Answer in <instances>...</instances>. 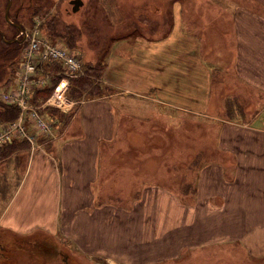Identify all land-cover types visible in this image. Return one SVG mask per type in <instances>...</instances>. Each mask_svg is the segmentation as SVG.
<instances>
[{"label":"crops","instance_id":"1","mask_svg":"<svg viewBox=\"0 0 264 264\" xmlns=\"http://www.w3.org/2000/svg\"><path fill=\"white\" fill-rule=\"evenodd\" d=\"M242 17L254 15L240 9L233 14L236 54L228 65L234 66L235 74L236 67L245 64L238 52L246 40L238 28ZM185 30L176 25L164 40L115 43L103 76L110 94L61 111L69 117L67 123L54 124L35 148H20L0 160V244L8 237L41 232L67 241L89 258L127 264H138L136 259L143 264L145 258L176 259L182 252H202L222 242L244 243L253 258L264 257L263 138H251L246 144L256 149L246 153L235 148L240 145L237 137L223 134V148L217 137L209 155L193 157L199 163L194 174L183 169L187 174L182 190L173 181L174 169L167 173L168 182L159 172L146 173L145 158L160 161V155L151 160L123 152L141 145L138 135L124 137L133 126L128 124H139L143 130L144 122L163 119L170 125L192 117L216 122L211 112L223 110L225 63L212 56L209 65L200 52L201 45L208 44L197 43ZM246 64L257 63L251 58ZM213 71L221 77L215 95ZM233 128L243 129L239 124ZM59 129L61 133L53 134ZM117 145L121 153H114ZM117 172L119 181L110 180ZM100 184L129 188L139 197L128 208H115L98 202ZM226 187L231 191L223 192ZM116 221L124 226L120 232L110 226Z\"/></svg>","mask_w":264,"mask_h":264},{"label":"rangeland","instance_id":"2","mask_svg":"<svg viewBox=\"0 0 264 264\" xmlns=\"http://www.w3.org/2000/svg\"><path fill=\"white\" fill-rule=\"evenodd\" d=\"M13 1L14 3L9 7L10 11L8 10L9 17L18 5L17 0ZM23 1L24 6L19 13L18 23L23 25L27 32L35 28L40 29L43 20L45 23L51 19L56 20L58 24L77 29L79 36L76 46L80 51L81 59L86 62L95 63L101 57L100 49L108 47L109 38L116 32L122 36H129L115 43L121 40H164L174 26L178 25L180 28L181 26L187 28L185 31H188L187 33L197 43L208 44V46L202 44L200 52L203 58L206 57L209 65L211 62L209 58L212 56L225 63L224 79H222L224 108L218 112L214 110L210 114L216 122H211L209 119L194 120L192 117V119L185 118L182 122L170 125L163 119L160 122H144L143 130L139 124H136L137 129L134 123L128 124L133 126L124 131V137L138 135L141 145L133 151H127L126 147H123L124 153H141L145 157H152L151 160L155 159L154 156L160 155V161H150L145 158L148 160L144 162L146 173L159 172L162 180L168 182L167 173L174 169L177 176L173 181L181 187L185 180L184 174H187L183 169L189 168L194 174L199 163L197 160L192 161L193 157L200 159L201 155H209L216 144L217 137L223 144L220 145L221 148L224 147L223 134L225 138L237 137L240 145H235V148L246 153L256 149L254 146L248 147L246 143L249 140L264 139V66L259 64L264 62V0H82L83 5L76 13L71 12L69 0H32L31 4L27 0ZM28 4H34V7L35 5L43 6V10L38 15H34L32 12L34 7L29 9ZM5 7L6 0H0V24L6 32L8 25L3 22ZM239 9L249 10L254 17H242L239 20L238 28L241 37L244 36L246 40H242L244 48L238 52L239 57L245 59V64L236 67L237 74H235L234 66L228 63L236 54L235 31L231 27L234 25L233 14ZM6 34L4 36L8 39L9 36ZM250 43H253L251 47L254 46V48L249 50ZM114 44L111 45L106 56V67L107 58ZM21 51L22 46L17 52V58ZM251 58L256 60V65L246 64ZM17 63L5 68V76L11 75L13 70L17 71ZM212 77L211 95L216 90L213 94L215 95L220 85V73L213 71ZM102 85H104L103 80ZM2 86L3 81L0 82V91L4 88ZM87 100L75 102L80 104ZM216 101L219 102L213 97V106L218 107ZM235 124H239L243 129L236 130L233 128ZM252 125H256L258 129H253ZM249 126L251 128H247ZM220 131H222L221 137ZM54 133L59 134L61 130H53ZM118 142L122 141L118 140ZM260 143L262 141L258 140V144ZM118 146L114 148L118 149L116 152L113 150L110 152H120L121 148ZM259 152L262 151L259 150ZM173 158L175 162L171 161ZM180 159L183 160L180 161ZM119 174L120 172H117L110 180L119 181ZM227 174L230 176L233 173ZM226 179L232 183L234 178L226 177ZM235 189L238 187L235 186ZM228 191H231L229 187L223 188V192ZM97 197L100 203L115 208H128L139 195L130 193L129 188L109 187V184L107 188H104L100 184ZM110 226L117 232L124 228L117 221ZM2 244L6 247L2 257H6L11 264H127L103 257L89 258L67 241L41 232L26 238L25 241H15L14 237H8ZM245 246L244 243L222 242L211 245L202 252L194 251L195 249L182 252V255L176 259L145 258L143 264H264V257L253 258ZM0 260L3 259L0 258ZM139 261L141 260L136 259L138 264H140Z\"/></svg>","mask_w":264,"mask_h":264},{"label":"built area","instance_id":"3","mask_svg":"<svg viewBox=\"0 0 264 264\" xmlns=\"http://www.w3.org/2000/svg\"><path fill=\"white\" fill-rule=\"evenodd\" d=\"M18 69L10 86L0 91V103L19 109L18 117L11 122L0 123V147L14 141H26L36 147L39 137L50 134L53 124L42 114L46 107L68 110L74 103L67 98L70 80L84 74L79 55L60 42H51L38 28L26 32ZM56 64L61 71L50 73L47 66ZM54 85L48 98L35 104L34 95Z\"/></svg>","mask_w":264,"mask_h":264},{"label":"trees","instance_id":"4","mask_svg":"<svg viewBox=\"0 0 264 264\" xmlns=\"http://www.w3.org/2000/svg\"><path fill=\"white\" fill-rule=\"evenodd\" d=\"M34 4L30 5L31 7L29 9H32L34 7ZM41 10H43V6L36 7L35 5L32 12H34V15H38ZM3 22H5L4 18ZM39 30L42 35H44L51 42H60L70 51H75L80 54V51L76 46V41L79 36V32L77 31V29L71 28L68 25L58 24L56 20L51 19V21H46L45 23L43 20L40 24ZM0 31L3 33V35L6 34V32L3 31L1 24ZM127 36L129 35L122 36L119 32L112 34V36L109 38L108 47H102L100 49L99 52L101 54V57L98 58L95 63L86 62L82 60V69L84 74L78 78L70 80V85L67 93V98L69 100L78 102L82 99H97L110 94L111 89L107 86L102 85L103 74L106 67L105 59L109 52V49L111 48V45L114 44L117 40L121 38L124 39ZM20 46L21 45L17 43L6 44L2 41V38L0 36V82L3 81L4 87H8L10 85V82L12 81L15 73V70H13L12 74L8 75L7 77L5 76V68L12 67L17 63V60H19L20 56L19 55L17 58V52L19 51ZM46 69L50 73L61 71V67L56 64L48 65ZM57 78L58 77L52 79L51 87H49V89L39 91L34 95L33 101L35 104H40V102L48 98L54 85L57 82ZM41 112L43 115H45L48 120L54 122V124H56L57 122L64 124L67 123L69 119L68 116L61 114L60 111L54 108L46 107ZM18 115L19 109L17 107L6 106L0 103V123L11 122L15 120ZM27 146L29 147L26 141H14L11 144L0 147V160L8 157L10 154L20 148H27ZM31 236L24 238H16L15 241H25L26 238H30ZM5 250L6 247L3 244H0V258L3 259L0 260V264H11L8 262L6 257H2L4 256Z\"/></svg>","mask_w":264,"mask_h":264},{"label":"flooded vegetation","instance_id":"5","mask_svg":"<svg viewBox=\"0 0 264 264\" xmlns=\"http://www.w3.org/2000/svg\"><path fill=\"white\" fill-rule=\"evenodd\" d=\"M18 1V5L16 8H14V10L10 13V17L8 15L10 9H8V13H7V19L5 18V13H4V20H5V23L8 25L7 26V34L9 36V38L6 40H14L13 43H17V44H20L21 46L24 45L25 43V33L27 32V30L24 28L23 25L19 24L18 23V16H19V13L22 11V8L24 6V1L23 0H17ZM16 1V2H17ZM29 1V3L31 4V0H27ZM72 1V0H69V2ZM14 3L13 0H11V4H10V7L12 6V4ZM6 4H7V0H6ZM70 4V3H69ZM29 5V4H28ZM31 6L29 5L28 8H30ZM70 7H71V11H72V5L70 4ZM82 7V6H81ZM80 7V8H81ZM79 8V9H80ZM5 11V10H4ZM79 11V10H78ZM12 24H17L19 25L21 28L18 29L16 27H14ZM4 42V41H3ZM5 43V42H4ZM7 44V43H6ZM11 44V43H10Z\"/></svg>","mask_w":264,"mask_h":264},{"label":"water","instance_id":"6","mask_svg":"<svg viewBox=\"0 0 264 264\" xmlns=\"http://www.w3.org/2000/svg\"><path fill=\"white\" fill-rule=\"evenodd\" d=\"M10 4H11V0H7V4H6V7H5V18L7 19V13H8V9L10 7ZM70 4L72 5V12L75 13L79 10V8L83 5V2L81 0H72L70 1ZM8 20V19H7ZM14 27L20 29L21 27L17 24H12ZM0 36L2 38V40L7 43V44H10V43H13L14 40H5L2 32L0 31Z\"/></svg>","mask_w":264,"mask_h":264}]
</instances>
